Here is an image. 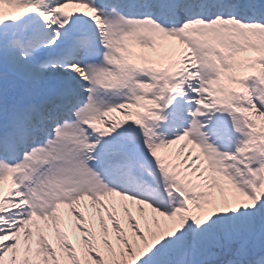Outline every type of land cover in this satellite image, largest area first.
I'll use <instances>...</instances> for the list:
<instances>
[{
  "label": "snow or ice",
  "instance_id": "6c2138e0",
  "mask_svg": "<svg viewBox=\"0 0 264 264\" xmlns=\"http://www.w3.org/2000/svg\"><path fill=\"white\" fill-rule=\"evenodd\" d=\"M0 264H264V0H0Z\"/></svg>",
  "mask_w": 264,
  "mask_h": 264
}]
</instances>
